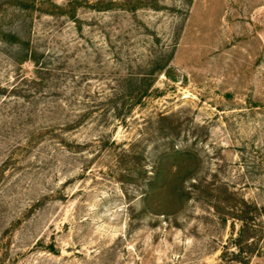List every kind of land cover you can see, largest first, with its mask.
Segmentation results:
<instances>
[{
	"label": "rangeland",
	"instance_id": "rangeland-1",
	"mask_svg": "<svg viewBox=\"0 0 264 264\" xmlns=\"http://www.w3.org/2000/svg\"><path fill=\"white\" fill-rule=\"evenodd\" d=\"M31 1L0 0V264H240L222 254L234 208L264 206V0ZM31 24L61 67L42 84L15 56ZM166 49L150 94L105 113L118 78ZM172 146L194 153L163 165L169 181L182 166L186 201L144 210L143 170ZM262 225L247 264H264Z\"/></svg>",
	"mask_w": 264,
	"mask_h": 264
},
{
	"label": "trees",
	"instance_id": "trees-1",
	"mask_svg": "<svg viewBox=\"0 0 264 264\" xmlns=\"http://www.w3.org/2000/svg\"><path fill=\"white\" fill-rule=\"evenodd\" d=\"M26 6L35 7V1L32 0ZM120 6L124 7L125 3L120 4ZM32 26V24L29 27L27 26L28 29L25 31L23 29L16 30L13 34L16 42L18 41L15 56L19 63L25 61L35 62L37 68L33 81L42 84L46 81L45 79L48 80L54 76L59 77L56 72L61 67H54L51 65V62L47 66L45 62L40 60L41 56L32 48L31 41L26 38L27 34H30L32 31ZM174 52V49H166L160 54L150 53L147 59H144L146 60L145 64L143 66L139 65V71L131 70L121 78H118L113 94L108 97L106 108L103 107L106 110L105 113H111L113 117H121L124 120L127 114L150 94L156 77L170 65ZM192 156H194L192 151L172 146L157 150L156 153L149 157L152 162L151 169L145 167L146 169L143 170L144 175L142 176L144 182L142 196L144 210L166 213L173 210L177 204H183L186 201V196L189 193V189L185 184L187 178L178 176L182 166L178 165L177 172L173 174L176 175L175 178L169 181L164 175L163 165L170 157L178 158L181 164ZM233 214L241 222V226L234 233L236 235L230 240L233 250H229L230 246H226L228 250L224 251L222 258L228 257V260L247 264L252 254L257 250L263 233L262 218L264 216V206L243 201V203L234 208Z\"/></svg>",
	"mask_w": 264,
	"mask_h": 264
}]
</instances>
